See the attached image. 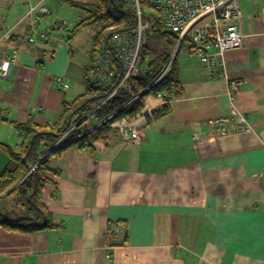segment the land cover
<instances>
[{
    "label": "crops",
    "instance_id": "crops-1",
    "mask_svg": "<svg viewBox=\"0 0 264 264\" xmlns=\"http://www.w3.org/2000/svg\"><path fill=\"white\" fill-rule=\"evenodd\" d=\"M44 1L53 15L40 30L58 19L76 26L85 16L69 0ZM238 1L235 23L245 39L226 53L230 78L246 81L236 101L225 80L209 77L190 41L178 42L171 62L177 55L181 93L167 100L163 92L165 104L147 94L154 110L144 115L141 143L110 132L109 142L57 152L65 139L41 194L53 226L32 234L0 226V264H264V0ZM27 8L26 0H0V63L16 51L9 75L0 76V173L10 160L6 147L22 142L16 123H55L63 101L84 94L99 32L83 28L64 45L23 43ZM60 79L67 88L56 85ZM167 103L171 112L153 120ZM239 114L250 132L209 134V121ZM11 190L0 195V208L16 220L25 210L5 196ZM115 225L120 231L109 236Z\"/></svg>",
    "mask_w": 264,
    "mask_h": 264
},
{
    "label": "trees",
    "instance_id": "trees-1",
    "mask_svg": "<svg viewBox=\"0 0 264 264\" xmlns=\"http://www.w3.org/2000/svg\"><path fill=\"white\" fill-rule=\"evenodd\" d=\"M68 2L85 15L81 22L70 31L69 38L83 28L101 26L95 36L96 44L91 56V62L86 69L85 92L71 103L63 101V116L55 123L38 125L31 117L25 123H16L17 128L21 132L22 142L15 149L11 146L6 147L10 160L6 169L0 173V195L12 189L5 196L15 198L16 205L24 209L25 214L20 216L19 219L12 220L9 217L7 218L0 208V226L6 231L32 234L43 232L53 226L51 214L45 207L41 194L44 184L50 182L47 174L57 173L49 165L50 157L54 151L48 156H44L52 150L67 131L108 97L112 90L111 87L105 88L94 84L88 78L97 55L96 53L108 43L111 35L118 31L133 30L137 24V18L122 0H98L92 4H78L70 0ZM140 5L143 9L152 8L154 11L150 0H140ZM145 17L150 26L145 33V41L139 61L140 77L132 79L130 83L133 95H139L138 99L127 105L131 101V96L127 93L119 92L118 95L109 99L108 103L92 114L91 117L96 120L97 126H93L96 128L93 132L84 133V125L82 123L77 124L76 129L65 136L66 142L70 143L57 152H62L65 148L75 145L81 149L92 148L94 141L109 142L111 140L109 133L114 132L109 124L112 120L123 117L132 118V116H139L143 113L146 103L145 98L148 94L144 92V89L148 88L159 78L162 69L171 61V54L175 52L178 43L177 36L165 27L162 19L155 11L151 15L145 12ZM177 71L178 62L176 55L172 60L170 71L154 85L151 93L167 92L165 96L167 100L178 96L181 93L182 85ZM170 112V105L167 103L162 109L156 110L152 118L153 120L160 119L167 116ZM114 114L115 116L112 119L106 121L109 116ZM109 236H112V234L109 233Z\"/></svg>",
    "mask_w": 264,
    "mask_h": 264
},
{
    "label": "built area",
    "instance_id": "built-area-1",
    "mask_svg": "<svg viewBox=\"0 0 264 264\" xmlns=\"http://www.w3.org/2000/svg\"><path fill=\"white\" fill-rule=\"evenodd\" d=\"M28 2L27 13L23 20L28 19L30 22V31L23 37L22 42L35 45L40 42H47L52 39L57 44H66L72 31L71 24L66 20H53L52 23L40 30L39 26L42 20L53 15L52 9L44 0ZM125 5L137 18L136 27L133 30L118 31L111 35L108 43L97 52L95 61L92 64V69L88 75L91 82L101 85L105 88L111 87L112 90L107 98L102 100L89 114L85 115L77 124L82 122L84 125V133L92 131L93 125L89 119L92 114L101 106L108 103L109 99L118 95L119 92L127 93L131 96V101L137 100L139 95H133L130 83L132 79L140 77V57L144 45L145 33L149 29V22L146 21L145 12L140 5V0H122ZM154 11L172 33H176L179 37L178 42L182 43L189 40L195 47V53L199 56L200 61L209 73L211 79L225 80L227 83L226 95L232 102L236 101V94L243 85L245 80L231 79L226 70L227 60L226 53L240 49L243 46L245 36L242 35L239 25L235 23L241 19L238 0H150ZM207 22L204 23V21ZM22 20V21H23ZM38 26V27H37ZM1 41V40H0ZM16 52V51H15ZM13 53L10 60L0 63V76L7 77L10 73V67L13 63L16 54ZM172 62L165 68V72L144 92L149 93L154 85L165 77L166 73L171 69ZM65 85L62 79L56 82L57 86ZM165 104L164 93H149ZM147 97V96H146ZM143 113L139 116L123 117L112 120L109 124L115 133L120 135L124 142L129 145H138L143 139V126L146 121L144 115L151 113L154 107L148 106L145 103ZM115 116H110L106 121ZM104 121V122H106ZM103 122V123H104ZM226 123H232V128L225 127ZM75 124L63 138L60 139L53 148L58 147L65 141V136L74 131L77 127ZM209 134L226 135L233 130L234 132H250L251 124L249 118L239 114L233 118H217L208 123ZM101 144V141L95 144ZM52 148V149H53ZM119 225H115L110 234L118 233Z\"/></svg>",
    "mask_w": 264,
    "mask_h": 264
},
{
    "label": "rangeland",
    "instance_id": "rangeland-1",
    "mask_svg": "<svg viewBox=\"0 0 264 264\" xmlns=\"http://www.w3.org/2000/svg\"><path fill=\"white\" fill-rule=\"evenodd\" d=\"M146 13H148V15H151V14H154V11H153V9L151 8V9H147L146 10ZM61 20H65V19H61ZM66 21H68V20H66ZM208 21V19L206 20V21H204V23L205 22H207ZM70 24H71V26H72V28L74 29L75 28V26H74V24L69 20L68 21ZM79 23V22H78ZM75 25H77V23H75ZM101 29V26L100 25H98V26H94L93 28H92V30H89V31H91L92 33H93V31H99ZM187 44H188V42L187 43H185L184 44V47L181 49V52L179 53V60H180V62L181 61H184V56L187 54V50L185 49V47L187 46ZM68 45V44H67ZM174 54V53H173ZM172 55V54H171ZM166 66L167 65H165V67H164V69H162V71H161V73H160V75L161 74H163L164 72H165V68H166ZM170 71V70H169ZM168 71V72H169ZM110 117V116H109ZM92 124H94V126H95V122H93V120L92 119H90L89 120ZM11 190V189H10ZM1 210H3V212L6 214V216H7V218L9 217H11L12 215H14L12 212H13V210H11V212L10 211H8V209H4V208H1Z\"/></svg>",
    "mask_w": 264,
    "mask_h": 264
},
{
    "label": "water",
    "instance_id": "water-1",
    "mask_svg": "<svg viewBox=\"0 0 264 264\" xmlns=\"http://www.w3.org/2000/svg\"><path fill=\"white\" fill-rule=\"evenodd\" d=\"M80 123H82V122H80ZM56 150V148H53L50 152H48L44 157H46V156H48L49 154H51L52 153V151H55Z\"/></svg>",
    "mask_w": 264,
    "mask_h": 264
},
{
    "label": "bare ground",
    "instance_id": "bare-ground-1",
    "mask_svg": "<svg viewBox=\"0 0 264 264\" xmlns=\"http://www.w3.org/2000/svg\"><path fill=\"white\" fill-rule=\"evenodd\" d=\"M174 34V33H173ZM174 35H176L177 36V39L179 40V37H178V35L175 33Z\"/></svg>",
    "mask_w": 264,
    "mask_h": 264
}]
</instances>
